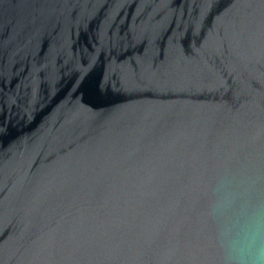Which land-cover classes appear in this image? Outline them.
Returning a JSON list of instances; mask_svg holds the SVG:
<instances>
[{
  "label": "water",
  "instance_id": "1",
  "mask_svg": "<svg viewBox=\"0 0 264 264\" xmlns=\"http://www.w3.org/2000/svg\"><path fill=\"white\" fill-rule=\"evenodd\" d=\"M225 173L264 199V0H0V264H217Z\"/></svg>",
  "mask_w": 264,
  "mask_h": 264
},
{
  "label": "clouds",
  "instance_id": "2",
  "mask_svg": "<svg viewBox=\"0 0 264 264\" xmlns=\"http://www.w3.org/2000/svg\"><path fill=\"white\" fill-rule=\"evenodd\" d=\"M207 217L215 226L217 264H264V199L221 174L209 188Z\"/></svg>",
  "mask_w": 264,
  "mask_h": 264
}]
</instances>
